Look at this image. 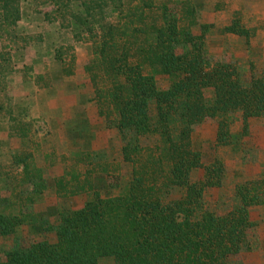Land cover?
Returning a JSON list of instances; mask_svg holds the SVG:
<instances>
[{"label":"trees","instance_id":"1","mask_svg":"<svg viewBox=\"0 0 264 264\" xmlns=\"http://www.w3.org/2000/svg\"><path fill=\"white\" fill-rule=\"evenodd\" d=\"M20 2L0 0L1 34L17 26ZM48 2L69 12L92 36L94 57L85 71L99 114L122 139L129 172L123 181L114 176L118 192L106 197L95 188L91 172L77 170L91 157V152L81 154L70 179L56 181L57 192L91 198L58 210L56 224L40 228L42 236L21 238L0 264H99L106 257L116 264H234L235 257L252 251L256 224L250 210L264 205V181L237 184L234 197L212 209L206 192L222 187L225 165L219 159L204 164L193 134L214 120L217 143L226 146L236 119L247 130L251 118L264 116V74L246 77L236 63L211 59L205 37L210 26L200 22L190 0L179 10L143 0L126 10L123 0H82L79 13L69 11L71 0ZM108 7L120 8L123 18L107 20ZM225 31L250 34L239 21ZM30 38L0 37V92L14 71V54L24 51ZM158 76L168 79L166 87L159 86ZM7 107L0 103L12 136L31 140L29 123ZM33 160V153L23 152L12 161L22 168V185L42 194L44 175L32 168ZM198 168L205 170L203 178L193 180ZM102 172L111 176L108 168ZM23 202L19 199L18 206ZM38 224L37 217L21 211L0 213V236H13L23 225L36 231Z\"/></svg>","mask_w":264,"mask_h":264},{"label":"rangeland","instance_id":"2","mask_svg":"<svg viewBox=\"0 0 264 264\" xmlns=\"http://www.w3.org/2000/svg\"><path fill=\"white\" fill-rule=\"evenodd\" d=\"M82 0H71L70 12L79 13ZM156 5L168 4L179 10L184 0H143ZM198 10L201 23L210 26L206 33L209 57L236 63L243 74H264V0H190ZM48 0H21L20 20L8 35L31 37L24 51L14 54V71L7 76L6 90L0 92V103L12 106L20 119L29 123L31 140L12 136L8 112L0 109V213L33 215L39 219L33 229L23 225L13 236H0V259L21 238L34 237L43 226L56 224L58 210L77 208L91 198L88 194L59 195L56 181L74 173V159L91 152L88 162L77 170L91 172V181L106 197L118 192L114 176L123 181L129 167L122 161V139L115 128L99 114L94 88L85 66L94 57L90 33L73 21L69 12L58 11ZM127 7L141 5L142 0H123ZM121 9H104L107 20L123 18ZM98 12V11H97ZM125 13V12H124ZM239 21L248 36L225 31ZM200 33L199 29L195 30ZM249 37V38H246ZM6 43V42H5ZM4 41L0 39V50ZM161 87L168 85L164 76L157 77ZM7 109H9L7 107ZM15 133V132H14ZM196 150L204 164L216 160L224 163L222 187L209 188L205 199L217 209L225 199H232L236 185L247 181H264V116L251 118L247 130L240 120L232 124L230 144L217 143V123L207 120L193 134ZM31 152L33 169L44 175L45 188L22 185V168L13 163V155ZM108 165V167H107ZM102 168L109 169L107 176ZM71 173V174H70ZM205 170L193 171L192 179L203 178ZM70 174V176H69ZM113 176V177H112ZM19 199H24L21 209ZM28 199H36L30 203ZM28 201V202H27ZM256 227L252 232L253 250L232 260L234 264H264V205L250 210ZM43 233V231H42ZM39 233L38 236H42ZM99 264H116L113 258H102Z\"/></svg>","mask_w":264,"mask_h":264},{"label":"crops","instance_id":"3","mask_svg":"<svg viewBox=\"0 0 264 264\" xmlns=\"http://www.w3.org/2000/svg\"><path fill=\"white\" fill-rule=\"evenodd\" d=\"M262 8H264V3H261V5H260Z\"/></svg>","mask_w":264,"mask_h":264}]
</instances>
